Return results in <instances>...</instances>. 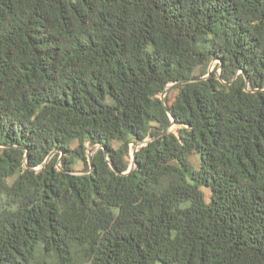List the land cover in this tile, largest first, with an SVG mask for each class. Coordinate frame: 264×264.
Segmentation results:
<instances>
[{
    "label": "trees",
    "instance_id": "1",
    "mask_svg": "<svg viewBox=\"0 0 264 264\" xmlns=\"http://www.w3.org/2000/svg\"><path fill=\"white\" fill-rule=\"evenodd\" d=\"M0 264H264V0H0Z\"/></svg>",
    "mask_w": 264,
    "mask_h": 264
},
{
    "label": "rangeland",
    "instance_id": "2",
    "mask_svg": "<svg viewBox=\"0 0 264 264\" xmlns=\"http://www.w3.org/2000/svg\"><path fill=\"white\" fill-rule=\"evenodd\" d=\"M217 62H219V61L218 60L214 61V63L211 65V68H214ZM177 128H178V125L173 124L172 127H171V130L172 131H175V130H177ZM77 144L78 143H75L74 146H76ZM140 146H143V143L142 142H140L138 144H132L131 145V164H130V167L134 166V163H133L134 151L137 150V148H139ZM89 148H90L89 154H92V151L91 150L94 147H92L91 145H89ZM199 157L200 156L198 155L197 152L192 155V161H193L194 164L199 165V162H200ZM83 166H84L83 163H79L77 165V167L79 169H83ZM206 193H207V199H209L211 193H210V191L208 189H206Z\"/></svg>",
    "mask_w": 264,
    "mask_h": 264
},
{
    "label": "water",
    "instance_id": "3",
    "mask_svg": "<svg viewBox=\"0 0 264 264\" xmlns=\"http://www.w3.org/2000/svg\"><path fill=\"white\" fill-rule=\"evenodd\" d=\"M211 70H213V68H211ZM209 75H210V74H208L207 76H209ZM207 76H205V77H207ZM189 81H193V79L184 80L183 82H189ZM171 86H172V85H169V86L166 88V90L164 91V93L162 94V99H163V101H164L165 103H166V94H167L169 88H171ZM169 112H170V111H169ZM172 120L175 121L174 117H172ZM147 142H148V141H144V142H142V143H143V145H145ZM104 149H105L106 152H107L106 147H104ZM135 152H136V150L134 151V157H133V163H134V166L130 167V169L127 171L128 173L131 172V171L134 169V167H135ZM90 165H91V168H90L89 171L93 170L94 167H95V166H94V163H93V154H90Z\"/></svg>",
    "mask_w": 264,
    "mask_h": 264
}]
</instances>
